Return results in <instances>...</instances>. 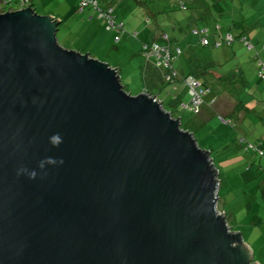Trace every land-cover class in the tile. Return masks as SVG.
I'll return each mask as SVG.
<instances>
[{
    "label": "water",
    "instance_id": "water-1",
    "mask_svg": "<svg viewBox=\"0 0 264 264\" xmlns=\"http://www.w3.org/2000/svg\"><path fill=\"white\" fill-rule=\"evenodd\" d=\"M61 20L0 12V264H260L218 208L211 152L63 47Z\"/></svg>",
    "mask_w": 264,
    "mask_h": 264
},
{
    "label": "rangeland",
    "instance_id": "rangeland-1",
    "mask_svg": "<svg viewBox=\"0 0 264 264\" xmlns=\"http://www.w3.org/2000/svg\"><path fill=\"white\" fill-rule=\"evenodd\" d=\"M7 0H0V12H6V10L11 8V3H7ZM141 1V2H140ZM157 4H150L152 9H155V12L151 13H143L145 11V7L148 2ZM171 2L172 10L169 8L167 11L163 10V0H120L118 5L114 7V10L119 7V12H115L116 15L118 13L122 14L125 12L127 15L126 18H129L133 15L143 14V17L147 18L149 16L150 21L145 22V38L151 36V38H156L161 42H165L162 39V35L164 33L168 34L172 40V48H175L176 44H182L184 47V43L186 40L184 37L190 32L193 31V28L188 26L189 23V14L190 10H181L180 8H176V1L178 0H168ZM218 0H204L207 3L208 7L212 9V14L215 19H219L222 24H227L228 19H221L220 14H223L222 11L224 8H219L215 4ZM225 7L227 6V1L230 3V6L234 4L233 0H219ZM162 7L160 8V5ZM264 4V3H263ZM14 7V5H13ZM78 7V6H77ZM79 9V7H78ZM4 10V11H3ZM244 10V14L248 17V21L252 20L251 13L248 12L249 7L242 8ZM77 8L75 6V11L71 10V15L76 16ZM79 12V11H78ZM80 13V12H79ZM148 15V16H147ZM231 15V12H230ZM139 16L132 17L130 22L127 21L128 27L130 28V24H134L136 20L140 19ZM253 17H256V13H254ZM181 19V20H180ZM78 19L75 17L73 22H76ZM129 20V19H128ZM180 20V21H179ZM179 21V22H178ZM194 26V25H193ZM207 27H211V24L208 23ZM107 28V27H106ZM203 28V25L200 26ZM127 29V28H126ZM108 30V29H107ZM128 30V29H127ZM133 32L134 29H130ZM252 31L254 29H251ZM110 31V30H109ZM110 32H115L113 40L116 42L117 46L120 45L117 42V32L112 30ZM141 32V31H140ZM143 33V32H142ZM253 33V32H252ZM194 38L199 39L200 34H194L192 32ZM122 38L124 35H122ZM58 42L61 44L59 35L57 34ZM129 37L137 38L138 40H143L142 35L134 36L130 34ZM124 39V38H123ZM188 39L193 40L192 35L188 34ZM123 42V41H122ZM70 44V43H69ZM62 45V44H61ZM73 46L72 44H70ZM79 45V43H78ZM194 45H200L197 40H194ZM63 46V45H62ZM65 47L69 49H75L74 47ZM77 46V45H74ZM87 46V44H86ZM96 43H88V48L92 51L94 55H90L95 59H99L101 61L107 62L104 59H108L111 63V66L116 65L115 63H119L120 68V77L122 85L125 91L137 95L140 93H144L146 88L152 89L153 86L150 84L151 78L156 79V74L159 75L160 71H155V59H151V64L148 66L146 70V66L140 65V55L134 54L132 50L130 51H120L118 52L116 48L113 46H107L106 48H99ZM203 50L198 51L197 54H193L192 59L190 60L195 65H206L208 68L211 67L210 78H207V81L210 87L213 89V92L218 95L217 100V108L223 115H226L228 112L230 104L229 101L232 98L231 95L236 97L240 92V89L236 88L235 78L233 76L232 63L234 61H230L229 57H227L226 50L229 49L227 47H204L202 45L199 46ZM195 49V48H194ZM191 49L190 52L194 51ZM207 50L205 55H202V51ZM230 50V49H229ZM222 52L224 57H222L221 61L216 58L219 57V53ZM206 56V57H205ZM144 57V56H143ZM202 57H205L204 59ZM144 61L146 58H143ZM220 59V58H219ZM216 61V62H215ZM107 62V63H109ZM218 62V63H217ZM220 62V63H219ZM145 63V62H144ZM123 66V67H120ZM154 70V71H153ZM157 80V79H156ZM235 90V91H234ZM231 94V95H230ZM183 99L185 102L189 101L188 95H184ZM232 102V101H231ZM167 110V109H166ZM185 112V113H184ZM187 110H180L178 113V117H181V121L183 120L182 127H190L194 130V125H198L199 127L203 124L200 122L203 119L200 117H189V112ZM217 111L211 112V123L210 120L206 121L203 125L205 126L202 129V133H209V137H211L212 142L214 143H222L221 140L224 141L225 132L232 138L233 142H230L228 146L222 148L223 153L218 154L216 151L213 152L212 156L216 159L217 168L222 172V180H224L223 185H230L229 189L232 191L227 196V201H225V192H222L218 202V207L225 213L226 219L228 220L230 227L232 230L238 231L242 233L245 242L253 248V251H257V257L264 259V232H260V230H254L251 233V230L259 225L258 228L262 227L264 229V156L255 158L256 154L255 149H251L250 151L243 150V146H239V142L235 138L237 133H241V135L249 136L247 139L252 142H257L260 138L264 137V123L257 118L256 115L251 114L248 118L242 122L244 125L240 130H232L233 126L229 124H224L220 119ZM253 113V112H252ZM194 124V125H193ZM241 124V122H240ZM239 124V125H240ZM229 125V126H227ZM232 127V128H231ZM210 131V132H209ZM225 131V132H224ZM193 132V131H192ZM196 138V136L194 135ZM213 143V144H214ZM199 144V142H198ZM227 154V155H225ZM225 155V156H224ZM228 158L229 156H233L231 158L232 161V169L226 170L221 167V157ZM224 177H228V183L225 184ZM221 181V180H220ZM221 185V183H220ZM225 209H224V208Z\"/></svg>",
    "mask_w": 264,
    "mask_h": 264
},
{
    "label": "trees",
    "instance_id": "trees-1",
    "mask_svg": "<svg viewBox=\"0 0 264 264\" xmlns=\"http://www.w3.org/2000/svg\"><path fill=\"white\" fill-rule=\"evenodd\" d=\"M32 1L33 0H7L6 2L11 3L12 6L10 9L6 11L18 10L28 5H32ZM80 1L81 0H79V6H80ZM198 1L199 0H178L176 1V8H180L181 10H190L191 13L189 14V16H191L192 14L197 13ZM233 1L234 4L232 6H230V3L228 1L226 2L228 7H225L223 3H221L219 0L217 1L216 4L219 5L221 8H224L223 10L229 11V13L233 10L234 5H237L239 9H237V11L232 14V15H236V18H233L231 15L230 20H228L227 24H222L219 21V19H215L214 17L211 23V27H206L205 25H203V28H200L199 26L198 27L195 26L193 28V31H190L191 34L193 32L194 34L201 35L199 37L200 45L204 47H210V46L218 47V48L227 47L230 49L231 52L234 53V54L233 53L230 54L229 60L234 61L232 63V67H235L233 69V76H236L235 78L236 88L240 89V92L238 93L236 99L235 96L230 94L232 98L229 101L230 107L228 112H226V115H223L220 112H218L219 111V109L217 108L218 95L214 93L213 89L210 87L207 81L208 77L204 76L206 71L210 73V71L212 70L211 67L208 68V66H205L204 69H206V71L201 70L198 72L195 71L193 72L188 69L187 72L183 74L180 73V70L177 67V60L184 51L183 49L184 47L182 44H180V42L179 44H176L175 48H172L171 38L169 37L168 34L164 33L162 35V39L165 42L160 43L155 40L149 43L144 42L139 52L147 60L155 59V66L160 70L159 77H161V80L160 78H157L156 84L150 83L154 88L153 90L146 88V92L156 96L159 99V101H161L164 108L169 110L173 116L178 117V113L180 110H187L189 112L190 118L191 116H194L196 118L199 114H201L202 109L207 106L209 109H211L212 112L217 111L222 122L224 124L232 125L233 128L232 127L231 128L232 130L235 131V130H240V128L244 126L242 122H244L251 114L256 115L257 118L264 123V55H262V51H264V41H261V43L256 44L255 41H253L251 35H249L251 33L250 31H252L250 24L256 20V17H253L254 13L253 10H251V8L254 7V11H255V7H257L258 0H233ZM244 6L249 7L248 12L251 13V17H252V20L250 21H248V17L244 14V10H241L242 8H244ZM89 7L92 8L100 18L104 19L108 30H114L117 32L116 35L118 40L117 42H119L122 39L121 34L123 35L124 33H128L126 29V22L117 19L113 7H108L106 9L102 8L100 6L99 0H92V3L86 8ZM171 7L172 5L171 2L169 1V4L166 10L164 11H167L169 8L172 10ZM262 9H264V6H262ZM101 12L105 14V17L112 18L113 25H110L109 20L101 16ZM256 16H257V10H256ZM149 21H150L149 16L147 18L146 17L144 18V23ZM133 35L138 36V33L137 32L133 33ZM155 45L162 47V49L165 48L166 50L163 49L159 53V51H155L151 49ZM237 45H241L242 46L241 49H243L245 53L252 52L251 54L252 57L249 54H246V56L248 57L247 60H244V57L241 58V55L239 54L240 49L236 48ZM117 69L118 71L120 70V68ZM210 76L211 75H209V78ZM189 79L198 83L197 91H199V94L201 96V102L198 105H194L192 102V95L190 88L191 84ZM160 82L161 84L164 85L161 86V90H166V92L163 94L161 93L159 95L157 93L160 92L159 90ZM184 95H188L189 97L188 102H185V100L183 99ZM203 121H205V118L202 121L200 120V122L203 123L200 127L199 124L198 125L193 124L194 130H192L193 128L190 127H182V128L185 130H189L191 132L193 131L192 133L196 136V140L197 142H199V146L203 149L209 150L211 152V156L214 151H216V153L218 154L223 153L222 148L228 146L230 142L234 143L232 138L225 131H224L225 132L224 141L221 140L222 143L212 142L211 137H209V133L206 134L202 133V129H204L205 127L203 126L204 125ZM248 137L249 136L246 137L244 135H241V133H237V136L235 138L237 139V142H239V146L242 145L243 148H245L243 150L250 151L251 149H255L256 151V154L254 155L255 158L264 156V137L260 138L257 142H252L248 140L247 139ZM224 156L221 157V167H223L226 170L232 169L231 166L233 159L231 160V158L233 156H229L228 158L223 159ZM212 159L214 161V164L216 165V159L215 158ZM221 176H222V172H220L219 177ZM224 179H226L225 184L229 182L227 180L228 177L227 178L224 177ZM229 186L224 185L225 188H228L226 190L227 194L232 192L229 189ZM258 226L259 225H256L252 230L254 231L259 229L261 233L262 231L264 232V229L262 227L258 228Z\"/></svg>",
    "mask_w": 264,
    "mask_h": 264
},
{
    "label": "crops",
    "instance_id": "crops-1",
    "mask_svg": "<svg viewBox=\"0 0 264 264\" xmlns=\"http://www.w3.org/2000/svg\"><path fill=\"white\" fill-rule=\"evenodd\" d=\"M157 1V0H155ZM120 2V0H99L100 6L104 9L108 8V7H115L116 5H118V3ZM198 10L196 14H192L191 16H189V23L188 26H190V28H193L195 26H202L205 25L206 27L208 26V23H212L213 19H214V15L212 14V9L210 7H208L207 3L204 2L203 0H199L198 2ZM264 0H258L257 2V7H255V11H254V7L251 8V10H253V13H256L257 10V16H256V20L253 21V23L250 24L251 29H254L253 31H250L251 33L249 35H251L253 41H255L256 44L261 43V41H264V9H262V6H264ZM150 4H155L151 2H148L146 7H145V11H143V13H153L155 12V9H152L150 7ZM169 4L168 0H163V10H166L167 6ZM32 5L35 7L36 11L39 14H43V15H51L54 17H61V23L59 25V30L57 32V34L59 35V39L60 42L63 46L65 47H70L72 44L74 47L76 48V51H80L82 53H89V55H94L92 54V51L89 50L88 48V43H96L98 45V47H96L95 49H99V48H106L107 46H113L114 48L117 49L118 52L120 51H130L132 50L134 52V54H141L139 51L142 47V44L144 42H152V41H158L156 38H151V36H148V38H145V28L146 25L144 23V17L143 14H138V15H133L129 18H126L127 15L124 13L120 14L118 13L117 19L118 20H122L126 22V28L128 29V33H124V39L122 38L119 43L120 45L117 46L116 42H114L113 37L115 32H110L112 30H107L106 28V22L104 21V19L100 18L97 13L92 9V8H86V9H80L79 6V0H33L32 1ZM216 6H218L219 8H221L219 5L215 4ZM75 6L77 8L76 11V16H72L71 15V10L75 11ZM79 9H78V7ZM155 7H157V4H155ZM162 7V4L160 5V8ZM237 9H239L237 7V5H234L233 10L231 11V15L233 13H235L237 11ZM80 13H79V12ZM224 13L220 14L221 19H228L230 20V13L227 10H222ZM115 12H119V7H117V9L115 10ZM135 16H139L138 18L139 20H136V22L134 24H130V28L128 27L127 21L130 22V19L132 17ZM75 17H77V21L73 22L75 20ZM233 18H236V15H232ZM129 19V20H128ZM194 25V26H193ZM130 29H134L133 32H131ZM141 31V32H140ZM138 33V37L140 35H142L143 40H138L137 38H133V37H129L130 34L133 33ZM143 32V33H142ZM253 32V33H252ZM190 35H192L190 32L188 33ZM188 34L184 37V39L186 40L184 43V51L182 53V55L179 57V59L177 60V67L180 70V73H185L188 71V69L190 71H201V70H205L204 67L206 65H202L200 64L195 65L193 64L190 60L193 57V54H197L198 51L203 50L202 48H200L198 46L194 45V40H197L199 42V39L194 38V36L192 35L193 40L188 39ZM123 41V42H122ZM70 43V44H69ZM79 43V45H78ZM87 44V46H86ZM77 45V46H74ZM241 45H237V49H240L239 54L241 55V58L244 57V60H247L248 57L246 56V54H249L251 56L252 52H248L245 53V51L243 49H241ZM195 48V49H194ZM191 49H194V51L190 52ZM75 50V49H74ZM207 53V50L202 51V55H205V53ZM227 52V57L230 56L231 52L229 49L226 50ZM234 54V53H233ZM262 55H264V51H262ZM246 56V57H245ZM93 57H96L95 55ZM206 57V56H205ZM205 57H202L203 59ZM222 57H224V54L222 52L219 53V57L216 56V58H218L219 61H221ZM252 57V56H251ZM145 57L142 56V54L140 55V65H138V67H141V64L143 66H146V70L148 68V66H150L151 60H145ZM220 58V59H219ZM105 61L109 62L108 59H104ZM250 60V58H249ZM248 60V62H249ZM145 62V63H144ZM247 62V63H248ZM246 63V64H247ZM109 64H111L109 62ZM116 65L112 66V67H117L119 68V63L116 62ZM244 64V65H246ZM123 67V66H120ZM155 71L159 70L156 66H155ZM153 70V71H154ZM160 71V70H159ZM210 73L209 72H205L204 76L209 78V75H207ZM156 79L160 78L158 74L155 75ZM151 78V84L153 83H157V80ZM167 85V84H166ZM161 86H164L163 84H161L160 82V92H158L157 94H163L166 92V90H161ZM166 87V86H165ZM164 87V88H165ZM262 89V87H261ZM211 109H209L207 106L204 107L201 111V114H199L197 117H200L202 119L205 118L204 124L206 123V121H209L211 118ZM212 119V118H211ZM211 123V120H210ZM204 139V138H202ZM200 140V139H199ZM203 141V140H202ZM206 141V140H205ZM227 178V177H226ZM228 180V179H227ZM223 181L221 180V185H220V191H219V195L222 194V192L226 193V190L228 188H225L223 185ZM229 194L226 193L225 195V201H227V196ZM222 200L224 201L223 197ZM224 208V207H223ZM225 209V208H224ZM253 230H251L252 233ZM264 253V252H262ZM253 258L257 259L260 264H264V259L257 257V251L254 250V255Z\"/></svg>",
    "mask_w": 264,
    "mask_h": 264
},
{
    "label": "built area",
    "instance_id": "built-area-1",
    "mask_svg": "<svg viewBox=\"0 0 264 264\" xmlns=\"http://www.w3.org/2000/svg\"><path fill=\"white\" fill-rule=\"evenodd\" d=\"M91 3H92V0H81L80 1V7H81V9H84V8L88 7ZM101 16L103 18H106L107 20H109V24L110 25H113V20H112L111 17H105V14H103V12H101ZM205 42H206V40H205ZM151 49H153L155 51H159V53H160V51L165 49V48L162 49V47H159V46L155 45ZM189 81H190V84H191L190 88H191L192 102H193L194 105H198L201 102V96L199 94V91H197L198 83L194 82L191 79H189ZM155 99H157V98H155Z\"/></svg>",
    "mask_w": 264,
    "mask_h": 264
},
{
    "label": "clouds",
    "instance_id": "clouds-1",
    "mask_svg": "<svg viewBox=\"0 0 264 264\" xmlns=\"http://www.w3.org/2000/svg\"><path fill=\"white\" fill-rule=\"evenodd\" d=\"M146 92V91H145ZM151 96H153V97H155V98H157L156 96H154V95H152V94H150ZM158 99V98H157ZM158 101H159V99H158ZM161 102V101H160ZM164 107V106H163ZM166 109V108H165ZM167 111H169V110H167ZM175 117V116H174ZM182 127V126H181ZM185 130V129H184ZM219 176H220V172H219ZM220 178V177H219ZM219 191H220V188H219ZM218 191V192H219ZM219 208V207H218ZM219 210L220 211H222L220 208H219ZM223 212V211H222ZM232 230V229H231ZM234 231V230H233Z\"/></svg>",
    "mask_w": 264,
    "mask_h": 264
}]
</instances>
